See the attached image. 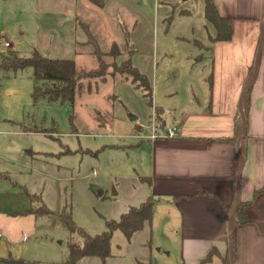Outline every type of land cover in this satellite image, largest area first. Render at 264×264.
I'll return each instance as SVG.
<instances>
[{
	"label": "rangeland",
	"instance_id": "rangeland-1",
	"mask_svg": "<svg viewBox=\"0 0 264 264\" xmlns=\"http://www.w3.org/2000/svg\"><path fill=\"white\" fill-rule=\"evenodd\" d=\"M206 4L207 0H104L103 6L91 0H0V51L70 58L84 72L98 67L91 42L98 41L104 52L116 43L122 52L118 64L131 61L152 86V94L146 96L131 76L112 75L110 67L107 82L82 91L73 103L35 102L31 69L0 71L1 261L63 263L70 244L83 242L79 233L58 221L57 213L64 207L78 226L96 235L106 229L107 220H119L146 200L147 186L139 177L144 154L123 146L148 134L151 117L159 119L158 106L169 117L182 116L208 98L213 62L203 44H209V33L217 32L207 20ZM42 204L55 213H15L32 206L41 211ZM157 237L143 248L145 231L130 240L116 230L106 264H176V255H167ZM78 264L102 262L85 257Z\"/></svg>",
	"mask_w": 264,
	"mask_h": 264
},
{
	"label": "crops",
	"instance_id": "crops-1",
	"mask_svg": "<svg viewBox=\"0 0 264 264\" xmlns=\"http://www.w3.org/2000/svg\"><path fill=\"white\" fill-rule=\"evenodd\" d=\"M213 2L232 25L230 39L209 33L203 44L213 62L208 98L182 116L169 117L158 106L161 125L176 127L178 137L145 133L123 146L144 154L140 184L155 209L151 223L130 240L145 231L143 248L158 235L157 245L175 254L176 264H200L212 250L205 264H226L232 253L227 207L239 201L247 222L235 227L233 264H264V0ZM252 66L256 75L245 84ZM249 84L240 140L244 122L238 130L236 117L245 115L241 92Z\"/></svg>",
	"mask_w": 264,
	"mask_h": 264
},
{
	"label": "trees",
	"instance_id": "trees-1",
	"mask_svg": "<svg viewBox=\"0 0 264 264\" xmlns=\"http://www.w3.org/2000/svg\"><path fill=\"white\" fill-rule=\"evenodd\" d=\"M98 6L104 5V0H91ZM207 20L213 24L216 29L215 40H227L231 38L230 18H225L219 15L213 0H207L206 4ZM124 26H126L124 24ZM125 30V27H124ZM125 32V31H124ZM127 35V33H126ZM127 40V38H126ZM93 41V40H92ZM90 42V41H89ZM94 43L93 55L97 59L98 67L89 71L80 72L77 63L70 58H51L44 56L38 51H34L30 56H23L17 51L6 50L0 51V71L18 72L19 70L31 69V76L34 80V87L32 97L35 102L39 99H45L48 102L73 103L78 94L87 90L91 92L93 86L96 89L100 84L107 82L108 70L113 68L112 75L120 72L122 75H129L137 87H141L146 92V96L152 94V86L146 75L142 74L131 61H123L118 64L117 57L122 53L119 46L115 43L112 45L109 52H104L100 48L99 42ZM128 43V40H127ZM129 44V43H128ZM130 45V44H129ZM106 57H112L113 61L107 62ZM254 66L251 67L249 74L245 80V84L252 78ZM43 83V84H42ZM250 88L244 94L245 115L247 122L246 111L249 102ZM72 120V117H71ZM243 124V117L240 115L236 117V126L241 129ZM74 127V126H73ZM246 136V134H245ZM30 198L36 199L41 196L38 194L27 193ZM245 203H240L232 221V243L235 241V227L238 223L247 222V216L244 211ZM39 208L30 207L26 210L15 212L20 214H54V211L49 210L44 204ZM234 205L227 207L228 212L232 213ZM154 202L152 199H147L139 206H133L128 212L124 213L119 220L109 219L106 221V229L96 235H89L82 227L78 226L72 219L70 210L63 208L57 213L58 221H60L71 232H77L81 235L82 245L75 243L70 244V251L68 259L59 264H78V262L85 257H98L102 264H106L107 260L112 256V238L116 230H121L128 239L142 230L146 224L151 223L154 217ZM231 243V242H230ZM215 254L212 250L209 255L200 263L205 264L211 260ZM226 264H231V257L225 259ZM30 264H40L32 262Z\"/></svg>",
	"mask_w": 264,
	"mask_h": 264
},
{
	"label": "built area",
	"instance_id": "built-area-1",
	"mask_svg": "<svg viewBox=\"0 0 264 264\" xmlns=\"http://www.w3.org/2000/svg\"><path fill=\"white\" fill-rule=\"evenodd\" d=\"M3 41V38L0 36V42ZM5 47H10L11 44L7 41L4 42ZM179 136L178 129L176 127H164L160 124L156 116L154 115L150 119L148 126V138L157 139L160 137L163 138H175ZM1 237V234H0Z\"/></svg>",
	"mask_w": 264,
	"mask_h": 264
},
{
	"label": "water",
	"instance_id": "water-1",
	"mask_svg": "<svg viewBox=\"0 0 264 264\" xmlns=\"http://www.w3.org/2000/svg\"><path fill=\"white\" fill-rule=\"evenodd\" d=\"M262 39H263V36H262ZM255 75H256V73L254 72V76H255ZM249 88H250V84L247 85V87H246V89L244 90V93H243L242 96H244L245 92H246ZM242 117H243V122H244V128H243V130H242V133H241V136H240V140L244 137V134H245V125H246V120H245V118H244V115H242ZM134 118H136V117H135V116H132V119H134ZM239 204H240V202L238 201V202L236 203V206L234 207V209H233L231 215H230V218H229V238H230V242H231V243H230V247H231V251H232V253H231V264H233V250H234V246H233V243H232V221H233L234 216H235V213H236V211H237V209H238V207H239ZM9 264H25V261L20 260V261H16V262H11V263H9Z\"/></svg>",
	"mask_w": 264,
	"mask_h": 264
}]
</instances>
